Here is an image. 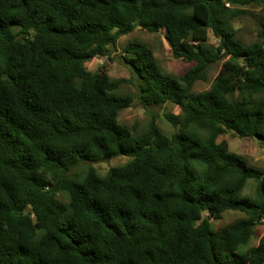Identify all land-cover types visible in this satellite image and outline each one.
<instances>
[{"label": "trees", "instance_id": "16d2710c", "mask_svg": "<svg viewBox=\"0 0 264 264\" xmlns=\"http://www.w3.org/2000/svg\"><path fill=\"white\" fill-rule=\"evenodd\" d=\"M253 5L264 0H0V264H264V233L238 252L264 219V169L218 141L264 144V21L249 44L232 25ZM137 27L164 30L194 63L175 77L145 43L126 48L142 105L181 107L167 116L172 136L154 114L136 137L119 120L134 100L117 93L128 80L85 66ZM220 60L212 87L195 92ZM119 155L132 160L72 173ZM250 179L255 199L242 196ZM227 209L247 218L214 232Z\"/></svg>", "mask_w": 264, "mask_h": 264}, {"label": "rangeland", "instance_id": "374dc122", "mask_svg": "<svg viewBox=\"0 0 264 264\" xmlns=\"http://www.w3.org/2000/svg\"><path fill=\"white\" fill-rule=\"evenodd\" d=\"M241 8L245 9L247 12L237 18L232 25L237 39L244 44H249L259 40V29L261 27V22L264 21V7L253 5L242 6ZM131 41L145 43L153 51L161 69L172 76L179 77L183 75L194 64L192 61L184 58H176L173 55L171 47L165 38L164 30L149 32L137 27L131 33L121 36L115 45H111L107 57L93 58L86 62L85 66L88 70L93 72L105 70L113 79L128 80L120 86L117 93L119 95L132 94L134 100L130 107L121 111L119 120L122 124L128 126L136 137L144 133L154 114L158 116L157 123L161 131L168 136H172L178 130V127L174 126L168 120L167 116L178 115L182 117V109L173 102H167L149 108H145L142 105L138 97L139 79L125 59V56L128 55L126 48ZM216 42V38L213 36L212 32H210L208 43L216 44ZM222 62L223 60H220L209 67L206 80H199L195 83L193 88L195 92L205 91L212 87ZM130 79L131 81H129ZM190 131L201 138L207 135V131L199 129L196 126H191ZM223 140L228 142L231 151L243 156L249 164L264 169V144L258 139L255 137L243 138L234 132H227L220 135L218 138V141ZM131 160L132 157L126 155H119L111 158L104 157L98 162H83L75 167L72 173L80 178L89 167H94L99 175H105L110 168L123 165ZM256 185V180H248L242 192V196L255 199ZM58 198L68 208L70 203L69 192H59ZM245 218H247V214L243 211L227 209L221 212L218 217L210 219V227L214 232H219L226 225ZM263 233L264 219L256 226L248 243L242 245L238 252L243 253L256 246Z\"/></svg>", "mask_w": 264, "mask_h": 264}, {"label": "water", "instance_id": "95a60500", "mask_svg": "<svg viewBox=\"0 0 264 264\" xmlns=\"http://www.w3.org/2000/svg\"><path fill=\"white\" fill-rule=\"evenodd\" d=\"M105 158H111V156H106Z\"/></svg>", "mask_w": 264, "mask_h": 264}]
</instances>
